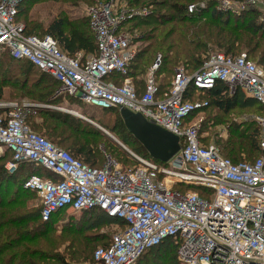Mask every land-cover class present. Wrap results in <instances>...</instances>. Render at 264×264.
I'll use <instances>...</instances> for the list:
<instances>
[{
	"label": "built area",
	"instance_id": "obj_1",
	"mask_svg": "<svg viewBox=\"0 0 264 264\" xmlns=\"http://www.w3.org/2000/svg\"><path fill=\"white\" fill-rule=\"evenodd\" d=\"M21 1L0 0V52L52 77L60 85L58 93L100 110L140 114L179 138V151L166 163L129 153L131 166L107 156L101 168H94L31 129L27 117L45 106L0 100V156L11 154L5 169L13 173L26 162L50 174L31 175L22 184L37 196L41 220L61 210L99 209L123 221L110 244L83 264H137L165 240L176 246L180 264H264V157L233 163L217 146L205 144L199 121L189 118L208 101L184 99L190 86L194 96L221 82L229 94L240 90L264 109L263 68L245 54L211 53L192 74L177 67L169 90L158 98L157 57L139 94L126 78L136 49L122 25L147 11L118 7L114 1L87 9L96 49L83 59L66 55L50 36L26 35L24 24L17 22ZM207 1L235 16L255 11L264 23V0ZM196 8L188 6V13ZM254 123L264 151V115H256Z\"/></svg>",
	"mask_w": 264,
	"mask_h": 264
},
{
	"label": "trees",
	"instance_id": "obj_2",
	"mask_svg": "<svg viewBox=\"0 0 264 264\" xmlns=\"http://www.w3.org/2000/svg\"><path fill=\"white\" fill-rule=\"evenodd\" d=\"M39 1L42 0H25L24 2L22 0L20 3L17 20L20 19V16H24L26 35L50 36L57 42L61 51L72 58L80 54L85 59L95 52L96 42L94 34L90 30L88 19H70L66 14L60 13L49 24H42L38 20L30 19L26 9L21 7L33 5ZM53 1L59 2V0ZM111 1L114 0H63L62 2L75 7L79 2L91 3L95 6ZM200 3H204L205 7H198ZM190 5L197 6L193 13H188V6ZM127 6L142 9L148 13L146 16L127 20L122 25L123 30L126 26H129L128 31L138 29L139 34L136 37V42L146 44L136 52L126 75V78L131 81L134 79L133 77L141 76L143 78L132 81L139 94L145 90L144 76L146 70L153 65L157 57H160L161 64L154 75L160 70L169 69L168 72L172 71L180 61L188 73L192 74L203 64L204 61L200 60L198 54L206 52L210 42L222 50L226 56H237V45L244 42L243 47L248 48L249 54H256L259 61V64H256L264 70V23L258 21V14L255 11H246L235 16L218 11L216 3L207 0H127ZM242 34L248 35V37L247 39L243 38L241 43ZM246 56L250 60L247 54ZM13 61L24 62L14 60L8 54L6 62L12 63ZM148 65H150L148 69H145ZM24 66V69L22 68L23 70L20 71L23 77L20 90H25L29 84L33 91L27 93V96L34 100L52 104L53 98L56 96L57 85L58 87L60 85L52 77L50 80L49 75L37 69L40 74H33L32 69L35 68L28 62H24ZM13 70V68H9L5 72L8 74V78L0 81V100L3 96V88L9 87L12 80H18L15 78L16 74L12 73ZM155 82L158 86L157 97L162 98L163 94L169 90L171 82L168 85L158 83L156 80ZM193 93V88L190 86L184 99L193 100ZM62 95L72 98L65 94ZM206 95L208 106L204 111L213 108L227 114L238 107L248 108L251 106L257 111V115H264V109L258 103L245 99L240 90L229 94L228 87L224 83H217L214 89L207 92ZM102 111H116L118 113L114 125L107 127L118 140L126 146L133 147L136 145L143 155H148L145 149L127 131L117 110ZM36 117L42 118L43 122L40 125L32 124ZM191 119L192 116L189 120ZM27 122L31 128L33 126L37 130H42L50 142L67 150L73 157L90 167L101 168L107 156L117 163H125L128 158V155L118 144L112 142L106 135L69 114L42 109L29 115ZM239 128L237 125L230 127L226 142L219 147L217 146L222 156L233 163L241 162L243 155L250 157L257 153L264 156V151L259 146L258 126L253 123L246 125L243 129ZM129 141H132L133 146ZM204 143L206 144V142ZM6 158L10 161L11 154L7 152L0 156V162ZM8 161L0 165V264H48L46 261L64 264L57 255L30 247L31 244H37L38 240L48 236L52 230L54 218L65 210L57 212L47 222H43L40 217V209L31 208L26 202L27 198L23 197L24 194L33 192L23 189L22 184L31 175L49 176L50 174L42 168L33 167L32 164L26 162L20 163L17 169L10 174L5 169V164ZM99 164L101 165L99 166ZM35 169L39 172H35ZM82 213H84L85 219L80 220L79 224L74 227L64 228L62 233L77 236L71 240L76 246L73 254L89 263L92 262L95 251L92 244L98 243L99 240L96 235L90 233L94 227L87 226V224L92 223L98 217L117 221L121 226L124 223L120 219L109 217L99 209H91ZM109 244L106 243L103 247ZM153 250H158L159 253V258H156L157 263L151 262L148 258ZM141 260L143 264H180L176 258V246L171 240H165L157 247L149 250L140 257L138 262Z\"/></svg>",
	"mask_w": 264,
	"mask_h": 264
},
{
	"label": "rangeland",
	"instance_id": "obj_3",
	"mask_svg": "<svg viewBox=\"0 0 264 264\" xmlns=\"http://www.w3.org/2000/svg\"><path fill=\"white\" fill-rule=\"evenodd\" d=\"M25 0H23L24 2ZM63 0L53 1V0H42L37 3H34L33 5H28V6H21L27 11L28 17L30 19L38 20L42 24H49L51 20H53L58 14L64 13L66 14L70 19H77V18H87V9L93 7L94 5L84 3V2H79L77 6H72L70 4H67L66 2H62ZM233 1V0H230ZM114 3L117 4L118 7H121L124 4H127V0H114ZM99 5V4H98ZM142 10V9H140ZM257 19L259 20V17L257 15ZM18 23L24 24L25 19L24 16H20V19L17 20ZM262 23V22H260ZM129 26L125 27V32H127L128 36L131 37L133 40L132 44L134 45L136 52L139 51L142 47H144L146 44L145 43H140L136 42V37L139 34L138 29H133L132 31H128L127 29ZM121 29V27H120ZM38 35H43V34H38ZM248 35L242 34L240 39L242 43V39L246 38L247 39ZM244 42L241 45H237L238 48L236 50L237 55L241 54H247L249 59L254 62L259 64L258 58L256 57V54H249L248 53V48L243 47ZM223 53L222 50L217 48L210 42L207 46L206 52L202 53L200 52V60L204 61L207 55L211 53ZM199 53V52H197ZM8 60V53L7 52H0V81L1 79H7L8 74L5 72L9 68H13L14 74H16V77L18 80H12L9 84V87L3 88V96L2 99L3 101L6 102H13V103H18V104H31V105H43L46 108L44 110H54L58 112H63L62 110H67L69 112H74V114H69L72 117L75 118H82L81 120L88 123L95 129H97L99 132L104 134L102 131L108 133L110 136L113 137L114 140L111 138H108L118 144V146L128 155V158L126 159V162H119L120 166L126 167V166H131L133 165V160L131 159V156L129 153H133L135 155H143L141 150L134 145L132 141H129L131 143V146H126L123 142L117 139L108 129L107 127H112L115 122V118L118 113L115 112H104L98 108H94L91 106L86 105L82 101H80L79 98H69L65 97L59 92V87L57 85V89L55 91V98L52 104H48L46 102L34 100L31 97L27 96V93L33 91L30 88V85L26 87L25 90H20V86L22 85L21 80H22V73L20 72L21 70L24 69V62H16L13 61L12 63L6 62ZM152 63V62H151ZM151 65V64H150ZM148 65L145 69H148L150 66ZM182 65V61L178 62L176 64V67H179ZM264 66V65H263ZM176 67L170 71L169 69L165 70H160L154 75V80H156L158 83H164V85H168L172 81V76L174 74V71ZM23 68V69H22ZM150 69V68H149ZM148 69V70H149ZM146 70V73L148 72ZM5 73V74H4ZM32 73L35 75L40 74L39 71L36 69H32ZM50 80L51 77L48 76ZM145 77V76H144ZM134 81H138L141 78L139 76L138 78L133 77ZM131 81V82H132ZM243 95V94H242ZM244 96V95H243ZM245 99L252 100L248 97H245ZM193 101L194 102H207V95L206 94H201V95H194L193 96ZM205 109V108H204ZM204 109L201 110H196L191 116L192 119L191 121H199L201 125V132L204 136V142L206 144H213L215 146H220L222 143L226 142L229 136V128L237 125L240 128L243 129L246 125H250L254 123V117L257 115V111H255L254 108L249 106L248 108L246 107H238L236 109H233L227 114H223L213 108H209L208 110L204 111ZM67 114V113H66ZM80 117V118H79ZM43 122L42 118L36 117L33 119L32 124L40 125ZM220 123V124H219ZM256 124V123H254ZM30 126V125H29ZM31 127V126H30ZM34 132L44 136L45 138L49 139L44 132L41 130L35 129L33 126L31 128ZM105 135V134H104ZM126 139V138H125ZM129 139V138H127ZM128 143V141H127ZM121 145V146H120ZM263 156V155H262ZM258 155L257 153L253 154L250 157H246V155H243L241 160L242 161H253L257 158L262 157ZM8 157V156H6ZM264 157V156H263ZM9 158V157H8ZM8 158L3 159L2 162H0V165L4 164L6 161H8ZM9 162V161H8ZM7 164V163H6ZM5 164V165H6ZM102 164V163H101ZM99 164V166L101 165ZM35 167V166H33ZM31 171H33L31 169ZM35 172H39V170L35 169ZM12 174V172H8ZM23 197L27 198L26 202H28V205L31 206V208L34 209H40V202L37 198V196L34 193H28L24 194ZM25 200V199H24ZM84 213H72L70 211H64L62 213H59L53 220L52 222V230L48 234V236L44 239L38 240L36 243L37 244H31V248H38L42 249L44 252L50 253L52 255H57L58 259L61 260L64 264H83L86 263L87 260H84L79 257H75L73 252L76 248L75 245L71 242V240L75 237L76 235L73 234H67L64 235L62 233V230L67 227H74L78 225L79 221H83V216ZM87 226H93L94 228L90 233L93 235H96L98 237L99 242L94 243L93 249H97L99 247H103L104 244L110 243L113 235L118 232L121 229V224L117 221H112L106 219V217H98L97 219L93 220L92 223L87 224ZM86 233V232H85ZM95 245V248H94ZM158 250H153L152 253L148 256V258L151 260L153 263H157L158 260L156 258H159V253L157 252ZM73 254V255H71ZM145 256V255H144ZM90 260V259H89ZM143 260V258H142ZM142 260L138 262L137 264H143ZM48 264H57L54 261H46Z\"/></svg>",
	"mask_w": 264,
	"mask_h": 264
},
{
	"label": "water",
	"instance_id": "obj_4",
	"mask_svg": "<svg viewBox=\"0 0 264 264\" xmlns=\"http://www.w3.org/2000/svg\"><path fill=\"white\" fill-rule=\"evenodd\" d=\"M44 108L37 107V110ZM120 116L127 131L152 159L166 163L179 151V138L177 136L148 122L140 114L121 112ZM102 132L115 141L108 133Z\"/></svg>",
	"mask_w": 264,
	"mask_h": 264
},
{
	"label": "bare ground",
	"instance_id": "obj_5",
	"mask_svg": "<svg viewBox=\"0 0 264 264\" xmlns=\"http://www.w3.org/2000/svg\"><path fill=\"white\" fill-rule=\"evenodd\" d=\"M64 112L66 111V112H68V113H70V114H74V115H76V113H74V112H69V111H67V110H63ZM77 116V115H76Z\"/></svg>",
	"mask_w": 264,
	"mask_h": 264
}]
</instances>
